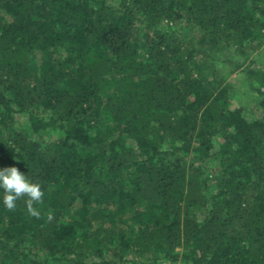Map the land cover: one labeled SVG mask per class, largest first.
I'll use <instances>...</instances> for the list:
<instances>
[{"label":"trees","instance_id":"obj_1","mask_svg":"<svg viewBox=\"0 0 264 264\" xmlns=\"http://www.w3.org/2000/svg\"><path fill=\"white\" fill-rule=\"evenodd\" d=\"M263 45L264 0H0V168L44 192L0 188V264H264V70L260 116L225 82Z\"/></svg>","mask_w":264,"mask_h":264},{"label":"clouds","instance_id":"obj_2","mask_svg":"<svg viewBox=\"0 0 264 264\" xmlns=\"http://www.w3.org/2000/svg\"><path fill=\"white\" fill-rule=\"evenodd\" d=\"M0 188L4 190L3 203L9 210L16 208L17 201L24 199L27 212L30 216L39 219L41 212L34 207L35 203L42 202L44 192L40 182H33L16 166L0 168ZM54 215L49 211L47 220H53Z\"/></svg>","mask_w":264,"mask_h":264},{"label":"rangeland","instance_id":"obj_3","mask_svg":"<svg viewBox=\"0 0 264 264\" xmlns=\"http://www.w3.org/2000/svg\"><path fill=\"white\" fill-rule=\"evenodd\" d=\"M245 65L246 67L244 69H240L239 71H236L231 75H229L225 82H229V84L231 85L234 84L236 87H240V88L243 87L242 89H245V97H243L241 100L235 96L234 101L237 102L238 104L239 103L244 104L247 107V111H248L246 115L248 116V118H253L254 116L261 115L260 110L257 108V101L253 100V96L255 97V90L246 89L245 88L246 84L244 86L241 79L243 78V76H246L247 77L246 80L251 82L252 80H254V74L250 75L248 70H253L254 68H256V71L264 70V45L251 55V57L245 63ZM261 89L264 90L263 87ZM18 118H19V122H23L26 119L25 116H18ZM44 138L48 140L51 138L53 139L54 136H45ZM89 220L90 221L86 222L85 226H88L89 230L91 231V230H100L101 228H103L106 224L105 222L107 219H105V217H101L100 213L97 210H95L92 211V215L89 217ZM50 264H53V261H50Z\"/></svg>","mask_w":264,"mask_h":264},{"label":"built area","instance_id":"obj_4","mask_svg":"<svg viewBox=\"0 0 264 264\" xmlns=\"http://www.w3.org/2000/svg\"><path fill=\"white\" fill-rule=\"evenodd\" d=\"M153 264H183L182 262H175L171 260H161L159 262L153 263Z\"/></svg>","mask_w":264,"mask_h":264}]
</instances>
